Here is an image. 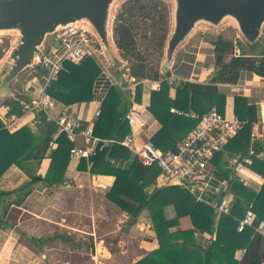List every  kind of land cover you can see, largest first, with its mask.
I'll return each instance as SVG.
<instances>
[{
    "label": "trees",
    "instance_id": "1",
    "mask_svg": "<svg viewBox=\"0 0 264 264\" xmlns=\"http://www.w3.org/2000/svg\"><path fill=\"white\" fill-rule=\"evenodd\" d=\"M168 29L169 20L165 6L160 0H131L124 4L116 19L115 41L123 57L129 62L130 75L137 81L144 79L160 81L166 76L160 72L159 59ZM209 41L214 45L215 70L208 82L181 81L176 88V97L172 98L170 96L172 83L162 79L160 89L150 92L148 108L162 124L161 129L151 139L164 150L174 149L177 141L185 136L176 138L172 135L180 130V126H187L189 131L198 121L195 117L172 112L171 107L199 114L213 107L225 112L227 97L225 93L219 91V83L235 84L245 71L264 77V57L251 56L261 53L263 44L254 53L237 40L236 45L242 53L237 56L234 54L236 45L233 38L218 35ZM100 72L99 66L91 58L81 62L65 61L57 79L46 91L55 101L66 105L92 101L95 96L94 83ZM144 94L145 86L138 83L135 100L142 102ZM23 101L29 102L30 99L12 97L4 100L3 105L8 108L5 115L17 117L23 115L25 112ZM100 108L101 113L95 117L92 127L94 136L101 140H122L130 133L128 117L130 104L121 88L109 86ZM234 112L243 120L242 127L213 160L217 166L216 177L227 179L229 184L227 189H231L235 195V202L226 213L218 212L206 202L197 201L193 194L177 185L157 186L159 169L156 166H141L134 155L117 142L100 141L95 154L89 158H80L77 167L79 170H88L93 174H111L115 177L112 187L107 192V198L126 211L131 222H135L144 210H148L159 246L132 264L263 263L264 235L256 230V226L264 220V185L259 192L244 185L239 179L231 176V169L223 159L224 152L231 156L240 154L241 157H250L251 168L264 173V159L258 157L264 146L260 141L252 143L253 128L258 122V107L249 97L237 94L234 97ZM35 125L36 131L24 125L10 132L0 121V176L13 164L30 176L28 181L12 191H0V199L21 192L18 201L21 204L36 183L44 181L50 184L63 181L61 171L68 167L75 143L67 134L58 133L56 122L48 119L44 112H36ZM86 125L82 122L77 131ZM54 143L56 147L52 148ZM48 153L50 164L44 176L32 172L27 167L31 160L41 164ZM115 160L130 162L127 167H123L115 165L113 163ZM221 196L215 195L213 198L220 199ZM169 205H172L175 211V216L171 218L165 214V209ZM249 208L255 212L253 223L239 231L238 218L244 217ZM184 215H190L192 228H180L179 219ZM203 233L211 236L204 243L200 242L198 237V234ZM55 237L73 245L84 244L83 240L76 241L68 234H57ZM46 239L48 237L35 240L43 245ZM240 248H245V252L237 259L236 251Z\"/></svg>",
    "mask_w": 264,
    "mask_h": 264
},
{
    "label": "crops",
    "instance_id": "2",
    "mask_svg": "<svg viewBox=\"0 0 264 264\" xmlns=\"http://www.w3.org/2000/svg\"><path fill=\"white\" fill-rule=\"evenodd\" d=\"M214 66V45L202 37H197L179 51L169 74H166L162 79L172 83L170 96L175 98L177 85L181 81L206 83L211 78ZM126 68L124 66L123 69L118 70V73H122L126 83L122 84L118 76L114 74L120 82V85L115 84V86L121 88L123 92L127 90L130 96L131 103L128 113L131 125L130 132L139 139L152 138L161 129L162 124L148 108L150 92L160 89L162 79L160 81L144 79L140 82L137 80L132 82L130 76L124 73ZM40 82L35 75L24 91L29 90L28 95L33 97V93L36 95L38 92ZM138 83H143L145 86L142 102L135 100V89ZM111 85H113L111 81L100 72L94 83L95 96L92 101L70 105L56 101L57 113L55 115L65 111L71 117L86 123V127L92 128L95 120L94 112L101 105ZM218 86L219 91L226 94L225 112L229 115L235 114L234 97L237 94L245 95L256 103L258 122L253 128L252 143L260 141L264 146V77L254 72L245 71L237 83H219ZM19 93L21 94V92ZM23 102V104L26 103ZM172 108L177 109L173 106L171 111ZM7 111L8 108L1 106L0 100V121L5 124L10 132H14L24 125L30 126L33 131L37 130L35 125L36 112L25 110L23 115L17 117L6 116ZM179 128L180 130L172 134L176 138L184 136L190 131H188L187 126H180ZM74 143L75 147H87L85 138L80 133L74 139ZM55 147L56 144L54 143L52 148ZM49 154L42 160L41 164L31 160L27 167L32 172L44 176L50 164ZM258 157L264 159V150L258 154ZM80 158L74 154L71 156L68 167L61 171V175H63L61 183L47 184L44 181L36 183L23 203H18L22 195L21 192L0 199V264H22V260L28 261L26 264H56L58 260L55 251L51 250L50 242L71 244L55 237L57 234L72 235L76 241L83 240L85 242L86 240L82 237L86 238L95 249L91 253V257L95 261L97 260L96 264L101 263V256L104 257L102 260L105 263L114 262V254L133 256L130 262L132 264L159 246L148 210H144L135 222H131L130 215L107 198V192L112 187L115 177L111 174H93L88 170H79L77 167ZM223 159L226 160L227 166L231 169L232 177L239 179L244 185L256 192L261 190L264 185V173H261L259 169L251 168L252 159L250 157H241L240 154L231 156L228 152H224ZM129 162L130 160L113 161L115 165H123V167H127ZM214 168L217 173L216 164H214ZM29 179L30 176L27 172L13 164L0 176V191H12ZM226 194L230 200L231 209L235 202V195L231 189ZM13 210L20 211L24 218L17 224L12 223L9 219V214ZM165 214L169 218L175 216L172 205L165 209ZM218 217L219 213L217 219ZM179 222L181 229L193 227L190 215L180 217ZM22 223H26L28 226L24 228L21 226ZM46 237L48 239L44 241L43 245L35 240ZM210 237L206 233L200 234L199 241L204 243ZM243 249L245 250V248H240L236 251L237 259H240L244 254L238 253L239 250Z\"/></svg>",
    "mask_w": 264,
    "mask_h": 264
},
{
    "label": "built area",
    "instance_id": "3",
    "mask_svg": "<svg viewBox=\"0 0 264 264\" xmlns=\"http://www.w3.org/2000/svg\"><path fill=\"white\" fill-rule=\"evenodd\" d=\"M237 40H235V45ZM235 55H241L238 45L235 46ZM251 55V54H250ZM264 57V43L261 53L251 55ZM93 59L111 84H119L114 71L110 68L99 41L86 27L68 25L55 32L46 47L40 52L37 67L43 70V85H40L36 96L24 104V109L32 112H44L48 119L54 120L58 126V133H65L74 141L79 135L85 138L87 147L76 146L73 154L77 157L89 158L95 154L100 141L105 143L117 142L130 151L143 167L156 166L159 169L157 186L177 185L188 190L197 201H203L218 212L230 211V200L227 196L228 181L219 180L214 168V157L221 152L229 140L236 136L242 127L243 120L236 114L220 112L216 107L199 114L194 111L185 112L175 108L180 114L189 115L198 119L196 125L179 141L174 149L164 150L156 145L151 138L139 139L132 132L122 140H101L92 134V128L87 126L80 131V119L71 117L65 111L55 115L56 101L47 93V87L57 79L63 69L65 61L81 62L84 59ZM101 105L97 107L94 116L101 113ZM226 191V193H225ZM222 195L220 199L213 198ZM255 212L249 208L244 217L238 218L237 229L242 231L253 223ZM256 230L264 235V220L256 226ZM245 250H239L242 255Z\"/></svg>",
    "mask_w": 264,
    "mask_h": 264
},
{
    "label": "water",
    "instance_id": "4",
    "mask_svg": "<svg viewBox=\"0 0 264 264\" xmlns=\"http://www.w3.org/2000/svg\"><path fill=\"white\" fill-rule=\"evenodd\" d=\"M117 0H0V32H15L17 37L0 65V100L21 98L13 82L26 69L37 67L40 52L60 28L68 25L86 27L99 41L110 68L124 84L118 70L129 65L115 41ZM227 18L236 23L238 40L247 47L261 43L264 37V0H175L172 30L166 37L161 73L167 74L180 50L200 32L206 23L220 26ZM168 35V33H167ZM130 81V67L126 68ZM126 83V82H125ZM18 93V94H17ZM130 104V96L124 90ZM24 99V98H23Z\"/></svg>",
    "mask_w": 264,
    "mask_h": 264
},
{
    "label": "rangeland",
    "instance_id": "5",
    "mask_svg": "<svg viewBox=\"0 0 264 264\" xmlns=\"http://www.w3.org/2000/svg\"><path fill=\"white\" fill-rule=\"evenodd\" d=\"M129 1H131V0H117L115 6L113 7V14H115V16L119 15L124 8V4L126 2H129ZM160 1L165 6V13H166V16L169 20V29H168V35H167V36H169V34L172 30V27H173V22H174L175 0H160ZM235 24L236 23L234 22V20H232V18L225 19V21H223V23L218 27H212L206 23H200L196 27V30L199 29L200 32H198L193 38L202 37L205 40L209 41V39L211 40L212 38H215L218 35H224V36H227L228 38H233L234 40H238L237 29L235 27L236 26ZM16 37H17V33H15V32H0V65L2 64L4 58L7 56L9 50L12 47V43ZM193 38L191 40H193ZM263 43H264V37L261 38V43L259 42L258 45L254 46V47L250 48V47H248V45H247V47L245 45L244 46L249 51H253L255 53L262 46ZM247 55L250 56V54H247ZM255 55H258V54H255ZM163 56H164V49H163V52H162L161 57L159 59V61H160V72H161V63L163 61ZM214 59H215V55H214ZM126 67H130V65H127ZM214 70H215V66H214ZM43 73H44L43 70L39 67H35V68L30 67V68L26 69L13 82V84H12L13 89L16 92H21V94L20 93L19 94L17 93V94L22 99L24 98L23 100H26V99L31 100L32 95H28L29 90L28 91H24V90L30 84V81L34 78L35 75L41 81L40 85H43V83H44V80L42 79ZM124 73H127L126 69L124 70ZM33 89H34V87H33ZM33 96H36V95H34V93H33ZM8 98H12V97L7 96V97H4L1 99V106L5 107L3 105V101L8 99ZM55 113H57V110L55 111ZM114 216H116V215H114ZM146 217H148V216H146ZM9 219L12 223L17 224L21 219L23 220L24 218H23V216H21L20 211L13 210L9 214ZM21 226H23L25 228L28 225L26 223H22ZM64 232H66V231H64ZM198 237H199V234H198ZM77 238H79V237H77ZM82 239L86 240L84 242L85 244L81 243L78 245H73V244H66V243L62 244V243H59L56 241L50 242L51 250L55 251V254H56V257L58 260V262H56V264H96L95 262H97V260L95 261V259L91 257V253L94 252V250H95L93 245L92 244L88 245L87 243H89V241L86 238L82 237ZM113 257H114L113 258L114 262L105 263V261L102 260L104 257L101 256V259H100L101 263L100 264H130L131 260L133 259V256H131V255L114 254ZM26 262H28V261L22 260V264H26Z\"/></svg>",
    "mask_w": 264,
    "mask_h": 264
}]
</instances>
